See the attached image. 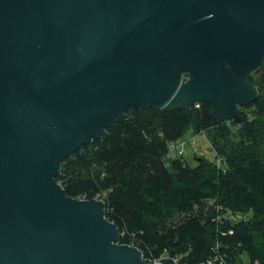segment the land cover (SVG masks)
Wrapping results in <instances>:
<instances>
[{
  "label": "water",
  "instance_id": "water-1",
  "mask_svg": "<svg viewBox=\"0 0 264 264\" xmlns=\"http://www.w3.org/2000/svg\"><path fill=\"white\" fill-rule=\"evenodd\" d=\"M263 64L264 0H0V264H148L63 163L132 107L241 124Z\"/></svg>",
  "mask_w": 264,
  "mask_h": 264
},
{
  "label": "trees",
  "instance_id": "trees-1",
  "mask_svg": "<svg viewBox=\"0 0 264 264\" xmlns=\"http://www.w3.org/2000/svg\"><path fill=\"white\" fill-rule=\"evenodd\" d=\"M248 82L259 93L240 110L241 124L222 121L206 102L128 108L63 163L57 182L71 198L100 195L120 244L146 261L200 264L220 253L231 264H264V64ZM187 134H205L223 166L170 158L169 144ZM226 211L249 217L218 221Z\"/></svg>",
  "mask_w": 264,
  "mask_h": 264
},
{
  "label": "built area",
  "instance_id": "built-area-1",
  "mask_svg": "<svg viewBox=\"0 0 264 264\" xmlns=\"http://www.w3.org/2000/svg\"><path fill=\"white\" fill-rule=\"evenodd\" d=\"M183 79H189V76L184 75ZM196 106L199 107V104H197ZM186 143H188V141H183L182 139L178 140L176 142L170 143L169 144V156H170V158H172V159H178V158L180 159L181 158L182 159L183 155L185 153L184 147H185ZM219 162H221V160H219ZM74 199L83 200V201L84 200H91V199H87L86 197H83V198L79 197V198H74ZM93 199L101 200L104 202L103 198L100 195L93 198ZM218 211H223V208L218 207ZM248 217H249V214H235V213H232L231 211H226L224 214H219V216L217 217V220L220 222H223V221L240 222V221L246 220ZM164 258H169V257L163 256V257L156 259L154 261H146V259L143 256V260L148 264H159L160 263L159 261H161ZM172 259L176 262V264H180V262L177 259H175V258H172ZM185 264H188V263H185ZM200 264H231V262L228 260L226 255L216 253L213 257H211L207 261L202 262Z\"/></svg>",
  "mask_w": 264,
  "mask_h": 264
},
{
  "label": "rangeland",
  "instance_id": "rangeland-1",
  "mask_svg": "<svg viewBox=\"0 0 264 264\" xmlns=\"http://www.w3.org/2000/svg\"><path fill=\"white\" fill-rule=\"evenodd\" d=\"M255 74H257V72ZM240 109L244 111V107H241ZM182 140L188 141L184 147L185 153L183 158L189 165L194 167L197 165L198 158H206L211 162H215L220 164V166H223L217 159V155L205 134H200L194 137L187 134Z\"/></svg>",
  "mask_w": 264,
  "mask_h": 264
},
{
  "label": "flooded vegetation",
  "instance_id": "flooded-vegetation-1",
  "mask_svg": "<svg viewBox=\"0 0 264 264\" xmlns=\"http://www.w3.org/2000/svg\"><path fill=\"white\" fill-rule=\"evenodd\" d=\"M255 74V73H254ZM253 75V74H252ZM249 78V77H248ZM239 110H241V109H239Z\"/></svg>",
  "mask_w": 264,
  "mask_h": 264
}]
</instances>
